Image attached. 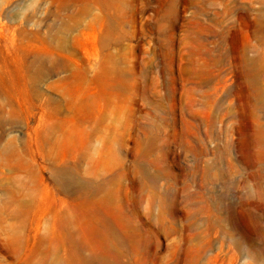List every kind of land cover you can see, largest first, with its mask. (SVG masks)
Wrapping results in <instances>:
<instances>
[{
  "label": "rangeland",
  "instance_id": "1",
  "mask_svg": "<svg viewBox=\"0 0 264 264\" xmlns=\"http://www.w3.org/2000/svg\"><path fill=\"white\" fill-rule=\"evenodd\" d=\"M0 264H264V0H0Z\"/></svg>",
  "mask_w": 264,
  "mask_h": 264
}]
</instances>
